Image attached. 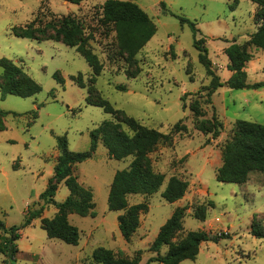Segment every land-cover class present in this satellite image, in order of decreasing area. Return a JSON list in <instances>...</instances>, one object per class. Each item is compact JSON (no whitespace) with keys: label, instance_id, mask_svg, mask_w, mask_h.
Here are the masks:
<instances>
[{"label":"rangeland","instance_id":"obj_1","mask_svg":"<svg viewBox=\"0 0 264 264\" xmlns=\"http://www.w3.org/2000/svg\"><path fill=\"white\" fill-rule=\"evenodd\" d=\"M106 1L76 5L62 0H0V59L12 60L42 87L31 98L3 97L0 89V110L7 113L0 118V218L7 227H22L31 212L45 207L40 218L21 230L20 254L14 264H96L92 254L99 247L120 259H133L141 251V264H148L157 256L150 251L151 245L177 208L187 210L175 244L190 231L230 235L203 243L196 260L182 264H264V239L251 234L254 218L264 226V174L252 172L241 185L216 178L235 123L245 120L264 125V86L232 90L224 85L208 101L206 87L211 78L200 62L193 29L181 23L185 18L196 24L197 39L203 40L216 74L226 83L232 73L225 51L234 43L245 44L257 30V6L251 0H120L137 4L157 26V33L133 64L119 49L114 24L104 23ZM66 18L82 25L104 67L94 84L98 93L92 92L91 100L100 95L143 126L171 135V141L160 143L149 155L152 171L165 176L162 187L153 195L128 196L130 205L148 206L129 241L119 229L118 217L123 212L110 211L108 197L115 174L129 168L134 157L111 159L102 143L92 159L76 167L78 182L94 194L96 213V217L68 216L80 231L79 245L50 239L41 227L43 218L53 219L57 214L55 206L40 199L60 156L57 137L66 135L71 151L85 152L91 146L90 132L114 119L87 103L93 72L76 48L19 38L12 32L35 20L44 26ZM248 51L253 58L246 65L247 83L264 84V52L254 46ZM56 73L63 84L54 78ZM79 74L85 88L72 80ZM194 102L200 103L202 117L191 112ZM213 117L222 123L216 140L195 128L197 121ZM178 123L186 130H175ZM172 177L189 184L184 198L175 203L162 197ZM68 196L62 182L55 201L62 203ZM198 210L204 211V220L196 218ZM167 251L164 247L160 254ZM5 260L0 254V264Z\"/></svg>","mask_w":264,"mask_h":264},{"label":"trees","instance_id":"obj_2","mask_svg":"<svg viewBox=\"0 0 264 264\" xmlns=\"http://www.w3.org/2000/svg\"><path fill=\"white\" fill-rule=\"evenodd\" d=\"M62 1L81 5L86 0ZM251 1L257 5L254 18L258 28L250 35L249 41L245 44L234 43L226 49L225 52L230 61L228 68L232 73L226 83H223L216 74L213 63L209 59L208 50L203 46V40L197 39L199 30L196 24L188 19H181L182 24H188L193 29L196 38L195 47L199 51L200 62L205 66L207 76L211 78L210 85L206 87L208 101L224 85L232 90H258L264 86L263 83L253 85L247 83L246 65L253 58L248 47L254 46L264 52V0ZM161 4L165 8V3ZM103 20L104 23L114 24L120 51L127 55L129 62L137 64L136 55L157 33V26L153 20L137 4L120 0H108L104 3ZM12 32L19 38L38 42L54 41L70 48H76L93 72L92 78H90L92 88L90 87L88 90L87 103L103 109L105 113L114 118L111 121H104L98 128L90 132L91 146L88 151L73 152L69 148L66 135L57 137L60 156L54 168V175L49 179L46 190L40 195V199L44 200L46 205L56 207L57 214L53 219L43 218L42 229L50 239H57L72 246L79 245L80 231L71 225L68 216L77 214L81 217H96V213L94 211V194L92 190L78 182L75 174L76 167L92 159L99 144L102 143L111 159L121 161L130 156L134 157L129 168L115 174L108 197L109 210L123 212L118 217L119 229L123 238L129 241L139 229L141 215L148 211V206L145 203L130 205L128 196L153 195L162 187L165 176L152 171L149 155L160 143L171 141V135L143 126L124 111L115 109L108 100L103 99L100 95L96 100H91L92 92L96 91L94 84L97 77L102 74L104 67L90 45V37L85 35L84 28L75 19L66 18L58 24L47 23L44 26L36 23L35 20L28 25L14 27ZM0 69H2L0 89L3 97L12 95L31 98L42 91L41 85L12 60L0 59ZM54 78L59 84L64 83L57 73L54 74ZM72 80L78 87H86L82 74L73 76ZM117 88L126 91L124 86ZM190 110L197 118L203 116L199 102L192 103ZM6 114L0 110V118ZM124 127L127 128V131ZM195 128L206 135L211 134L212 139L216 140L220 136L222 123L213 117L212 120L197 121ZM174 129L186 130L181 127L180 123L176 124ZM252 172L264 174V125L238 120L235 123L233 137L224 146L223 165L218 170L216 178L222 183L241 185L247 181ZM62 182L69 190V196L64 202L57 203L55 197ZM188 187V182L172 177L162 193V197L169 203H175L184 198ZM44 209L45 207H42L38 211L31 212L22 227H7L0 218V254L6 257L4 264L17 262L20 254L18 241L22 237L21 230L40 218ZM186 210V208H177L161 227L150 247V251L156 253L157 256L150 259L148 264H182L187 260L194 261L199 255L203 243L219 242L223 238L230 237L229 234L224 233L213 235L205 231H190L182 241L175 244L173 240L183 230ZM196 218L204 220L206 218L204 211L198 210ZM251 234L257 239H264V226L256 218L251 226ZM164 247H168V251L165 255H161L160 252ZM140 254L141 251L133 259H120L116 258L112 251L99 247L94 250L92 258L96 264H141Z\"/></svg>","mask_w":264,"mask_h":264},{"label":"crops","instance_id":"obj_3","mask_svg":"<svg viewBox=\"0 0 264 264\" xmlns=\"http://www.w3.org/2000/svg\"><path fill=\"white\" fill-rule=\"evenodd\" d=\"M86 1H87V0H86ZM86 1H85V2H86ZM83 3H84V2H83ZM65 4H68V3H67V2H65ZM255 5H256V4H255ZM256 6H257V5H256ZM256 10H257V9H256ZM255 32H256V31H255ZM251 35H252V34H251Z\"/></svg>","mask_w":264,"mask_h":264}]
</instances>
